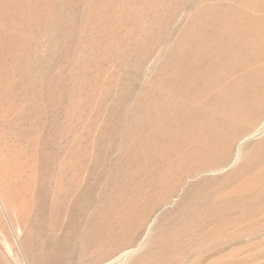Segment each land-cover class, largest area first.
<instances>
[{
	"label": "rangeland",
	"instance_id": "obj_1",
	"mask_svg": "<svg viewBox=\"0 0 264 264\" xmlns=\"http://www.w3.org/2000/svg\"><path fill=\"white\" fill-rule=\"evenodd\" d=\"M263 3L22 0L21 27L0 36V161L30 188H22L21 210L7 211L0 196V264H27L28 245L32 264L88 263L84 233L111 200L129 124L145 119L174 53L201 34L206 11L251 13ZM166 264H264V216L198 234Z\"/></svg>",
	"mask_w": 264,
	"mask_h": 264
},
{
	"label": "bare ground",
	"instance_id": "obj_2",
	"mask_svg": "<svg viewBox=\"0 0 264 264\" xmlns=\"http://www.w3.org/2000/svg\"><path fill=\"white\" fill-rule=\"evenodd\" d=\"M216 9L202 16L201 34L174 53L145 119L135 115L129 124V154L111 200L84 233L85 264H166L198 234L264 216V3L251 13ZM21 22L22 0H0V36ZM233 165L221 178L200 179ZM23 186L30 188L22 173L5 171L0 161L7 211L21 210ZM23 248L32 264L31 248Z\"/></svg>",
	"mask_w": 264,
	"mask_h": 264
}]
</instances>
